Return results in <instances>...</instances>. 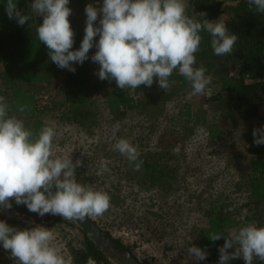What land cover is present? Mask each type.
Segmentation results:
<instances>
[{
    "label": "clouds",
    "instance_id": "obj_1",
    "mask_svg": "<svg viewBox=\"0 0 264 264\" xmlns=\"http://www.w3.org/2000/svg\"><path fill=\"white\" fill-rule=\"evenodd\" d=\"M69 3L33 0L31 10L42 18L36 29L39 42L46 45L51 62L72 73L76 72L73 64L82 65L95 47L91 56L99 65L95 75L101 81H115L121 90L141 85L150 88L155 80L166 93L171 87L170 77L178 72L191 85L190 95H203L211 77L203 65L197 66L196 54L203 39L200 33L210 35L217 56L231 55L238 40L220 19L209 20L205 12L198 13L199 19L189 17L185 0H103L101 7H85V35L79 49L72 50L75 34L69 21ZM248 5L250 10L264 14V0H248ZM5 10L20 26L30 20L19 9L18 0H7ZM26 110L27 105L18 108L21 113ZM9 111V103L0 96V209H11L14 200L41 217L51 214L82 221L102 216L110 207V196L77 181L75 169L81 161L73 163L70 155L55 154V127L46 121L34 132ZM252 135L255 145H264V126L254 129ZM114 148L140 170L143 161L138 146L121 138ZM101 167L107 170L105 164ZM208 237L213 242L225 239L219 248V264L241 257L245 264H253L254 258L264 262V227L249 223L227 238L218 233ZM55 241L52 229L36 226L19 230L0 221V245L15 264H72ZM233 248L235 251L229 252ZM187 252L196 261L208 256L207 250L196 246L188 247Z\"/></svg>",
    "mask_w": 264,
    "mask_h": 264
},
{
    "label": "rangeland",
    "instance_id": "obj_2",
    "mask_svg": "<svg viewBox=\"0 0 264 264\" xmlns=\"http://www.w3.org/2000/svg\"><path fill=\"white\" fill-rule=\"evenodd\" d=\"M87 3L98 4L95 0H87ZM231 6L230 2L223 1L221 14L213 21L228 18ZM68 7L71 15L81 12L78 7ZM93 67L92 62L90 71H94ZM91 73L97 79L94 72ZM62 77L63 73L59 74L43 89V101L49 103L50 109L41 117L56 129L54 152L59 156L70 155L73 163L79 160L81 166L87 160L82 169L87 176L83 185L108 195L116 194L121 199L119 205H110L102 216L89 218L102 232L120 239L141 263L199 264L188 255L187 249L196 245L195 233L206 225L210 208L228 204V209L246 211L245 206H240L246 199L241 187L249 170L250 155L246 146L254 141L253 130L264 126V110L260 118L249 122L229 118L211 100L218 91L211 80L203 95H190L189 82L179 87L160 115L155 113L153 101L147 109H134L117 118L105 109L108 87L100 84L87 93L86 118H82L80 126L69 125L58 119L64 107L60 92ZM186 105L190 109L187 117L180 115ZM200 118H204L206 126L212 125L216 133L223 130L219 137L209 138L207 128L199 123ZM121 138L138 146L139 152L168 151L174 156L172 162L177 160L179 170L172 193L165 196L157 188L144 189L135 184V175L125 165L126 157L114 148ZM258 213L255 224L264 227L263 206ZM0 214L22 220L31 228H47L43 224L46 214L35 219H26L11 209H0ZM52 230L56 245L65 258L70 259L69 243L71 239L78 240L77 233L63 225Z\"/></svg>",
    "mask_w": 264,
    "mask_h": 264
},
{
    "label": "trees",
    "instance_id": "obj_3",
    "mask_svg": "<svg viewBox=\"0 0 264 264\" xmlns=\"http://www.w3.org/2000/svg\"><path fill=\"white\" fill-rule=\"evenodd\" d=\"M223 1L230 2L231 15L224 19L230 33L236 34L238 40L234 45L231 55H214L210 45V35L207 32L200 33L203 37L200 51L196 54L197 66L203 65L206 75H209L212 84L218 87V91L211 100L217 103L218 110L236 120L243 119L245 122L261 117L264 110V14H258L254 9L250 10L248 0H187V15L199 19L198 13H207V19L215 20L221 14ZM7 0H0V96H4L10 105L9 115H15L20 119L26 118L27 128L38 131L44 124L41 115L50 109L49 103L44 102V88L40 84L48 82L55 74L63 71L51 62L48 56V49L45 44L39 42L36 29L42 23V18L32 12L31 3L33 0H18V7L24 14L30 16L25 25L20 26L15 19L10 20L7 16L5 5ZM98 2V4H97ZM97 7H101L103 0H95ZM94 3V4H95ZM87 0H70L68 6L80 8L78 15H70L69 21L74 31V45L72 50H78L85 35L86 27L85 7ZM94 26H99V19ZM99 36L94 38L98 42ZM95 47L89 51V59L82 65L73 64L76 72L64 70L60 84V92L63 96L64 107L59 113V121L80 126L86 118L85 105L88 101L87 93L100 84L107 85L105 92V109L113 117H123L128 111L134 109H147L154 101V111L157 115L163 112L165 105L176 95L177 89L187 83L178 72L170 77V89L165 93L160 89L154 80L149 88L141 85L137 89L121 90L115 81H101L95 73L99 65L94 63V71H90L91 56L95 54ZM97 79H94L92 73ZM22 105H27L24 113L18 111ZM189 106L182 116H189ZM83 118V119H82ZM43 123V124H42ZM201 125L207 128L208 137L214 139L219 137L223 130L216 133L212 125H207L204 118L199 119ZM250 155L249 170L244 176V184L241 191L245 196L246 211L241 212L240 208L228 209V204L213 206L208 211L206 225L199 227L195 233L196 247L207 250L208 256L199 264H219V248L225 243L222 237L215 242L209 239V234L218 233L229 237L233 232L249 223H255L259 219L258 210L264 207V145H255L254 141L246 146ZM174 156L170 152H140V160L143 164L140 170H135L125 158V165L129 166L131 173L135 175V184L144 189H159L161 195H168L175 190L178 182V162H172ZM77 168L76 179L82 185L87 176L84 174V165ZM81 169V170H80ZM110 205H119L121 199L116 194H110ZM11 210L26 219L37 218V213L30 212L25 205H17L11 201ZM160 217V215H157ZM0 221H5L9 226L19 230L31 228L22 220L0 214ZM47 228L54 229L63 225L66 229L75 231L78 240L71 239L72 264H87L92 261L94 264H111L109 257L98 251L91 240L78 228L73 221L64 220L57 215L47 214L43 220ZM104 233V232H103ZM110 239L112 248L118 252L129 251L135 258L132 251L120 239ZM235 248L229 249L234 252ZM10 253L0 245V264H15L10 259ZM136 259V258H135ZM231 264H245L243 258ZM228 262V264H230ZM146 264V263H142ZM253 264H264L258 258H254Z\"/></svg>",
    "mask_w": 264,
    "mask_h": 264
},
{
    "label": "water",
    "instance_id": "obj_4",
    "mask_svg": "<svg viewBox=\"0 0 264 264\" xmlns=\"http://www.w3.org/2000/svg\"><path fill=\"white\" fill-rule=\"evenodd\" d=\"M76 173H77V169H75V175ZM73 223L76 228L81 230L91 240L94 247L98 251H100L103 255H107L109 257L108 259L112 263L114 264H142L137 259H135L129 251L125 250L120 253L116 249L112 248L110 244V239L104 235L102 230L89 217H85L82 221L74 220Z\"/></svg>",
    "mask_w": 264,
    "mask_h": 264
},
{
    "label": "crops",
    "instance_id": "obj_5",
    "mask_svg": "<svg viewBox=\"0 0 264 264\" xmlns=\"http://www.w3.org/2000/svg\"><path fill=\"white\" fill-rule=\"evenodd\" d=\"M64 70L65 69H63V71H61V72H58L57 74H55V76H53L48 82H43V83H41L40 85L41 86H43V88H45V85L47 84V83H49L50 81H52V79H54L56 76H58L59 74H61V73H64ZM239 259V258H238ZM238 259H233V260H230V261H233V262H235L236 260H238ZM230 263V262H229ZM213 264H217V263H213ZM231 264V263H230Z\"/></svg>",
    "mask_w": 264,
    "mask_h": 264
}]
</instances>
